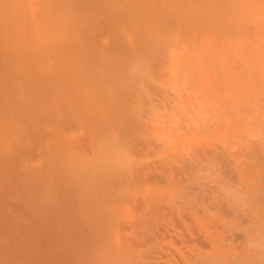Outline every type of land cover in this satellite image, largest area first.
Segmentation results:
<instances>
[{
    "label": "bare ground",
    "instance_id": "obj_1",
    "mask_svg": "<svg viewBox=\"0 0 264 264\" xmlns=\"http://www.w3.org/2000/svg\"><path fill=\"white\" fill-rule=\"evenodd\" d=\"M0 264H264V0H0Z\"/></svg>",
    "mask_w": 264,
    "mask_h": 264
}]
</instances>
